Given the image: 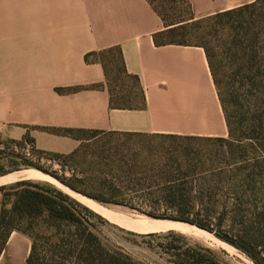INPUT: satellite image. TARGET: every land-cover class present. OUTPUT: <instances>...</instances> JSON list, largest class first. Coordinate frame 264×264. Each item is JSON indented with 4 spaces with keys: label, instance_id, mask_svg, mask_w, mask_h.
<instances>
[{
    "label": "crops",
    "instance_id": "0c3cea01",
    "mask_svg": "<svg viewBox=\"0 0 264 264\" xmlns=\"http://www.w3.org/2000/svg\"><path fill=\"white\" fill-rule=\"evenodd\" d=\"M189 1L204 17L256 0ZM163 29L147 0H0L1 137L29 135L36 149L69 154L80 140L50 129L228 136L204 49L157 46ZM112 48L139 77L144 106L110 107L99 54ZM30 247L26 234L12 231L0 264H27Z\"/></svg>",
    "mask_w": 264,
    "mask_h": 264
},
{
    "label": "trees",
    "instance_id": "16d2710c",
    "mask_svg": "<svg viewBox=\"0 0 264 264\" xmlns=\"http://www.w3.org/2000/svg\"><path fill=\"white\" fill-rule=\"evenodd\" d=\"M147 1L164 24V29L154 35L157 46L173 44L200 46L204 49L229 134L233 135L237 127L252 130L255 126L252 123L257 120L262 123L264 111L258 108L257 99L261 95L264 97V84H261L264 83V0L204 17L194 15L189 0H168L171 4L185 6L184 11L178 14L166 12V0ZM104 52H116L119 71L137 83L145 101L139 77L127 72L121 51L112 48ZM88 58L89 55H86V60ZM100 59L106 70L110 107L138 108L132 106L130 97L115 96L113 89L107 84V64L101 56ZM74 89L60 88L59 91ZM144 105L145 103L142 106ZM50 130L80 140L79 146L71 153L54 154L76 158L85 152V142L89 140L76 133L88 130ZM93 132L96 135L140 134ZM251 132L253 136L259 134L257 128ZM158 135L197 138L177 134ZM24 138L34 143L29 135ZM103 149L100 154L93 156L100 158L98 170L80 175L74 173L69 178H56L65 186L104 206H120L152 218L187 222L214 232L255 264H264V204L260 212L256 207L244 210L245 215L240 223L231 225L228 223L230 215L237 213L236 209L233 212L227 205L219 206L217 201L213 203V195H206V190L202 191V203L196 209L192 197L193 187L190 186L193 183L191 174L164 164L147 168L117 155H109ZM106 167L108 169L105 170ZM5 174L7 172L0 171V175ZM260 177L264 195L263 159ZM0 192L3 194L0 210V254L10 233L17 230L26 234L31 241L27 264H144L116 248L100 233L99 226L112 225L110 220L51 182L23 179L0 186ZM8 197L13 198L10 209L18 218L15 225L14 220L9 219V211L5 207ZM170 248L174 250L171 261L173 264H224L210 248L188 244Z\"/></svg>",
    "mask_w": 264,
    "mask_h": 264
},
{
    "label": "rangeland",
    "instance_id": "374dc122",
    "mask_svg": "<svg viewBox=\"0 0 264 264\" xmlns=\"http://www.w3.org/2000/svg\"><path fill=\"white\" fill-rule=\"evenodd\" d=\"M166 1L164 6L168 8L167 13L178 14L185 9V6L179 3L171 4L168 0ZM100 56L107 64L109 78L107 84L113 89L115 96L130 97L132 106H142L145 101L141 97L137 83L119 71L116 52H104ZM263 100L262 95L257 99V106L261 111H264ZM261 121L262 123L259 120L252 123L255 124L252 130L257 128L259 131V134L255 136L251 135L252 130L246 127H237L233 135L228 133L226 137L190 139L158 134L107 133L96 135L93 131L77 132V135L89 141L85 142L87 145L85 152L76 158L58 156L36 149L34 143L28 138L12 140L2 138L0 135V171L9 174L28 168L39 170L37 168L39 167L48 173L39 171L64 185L56 177L69 178L74 173L80 175L83 172L91 173L98 170L97 163L100 158L93 156L100 154L99 152L105 148L109 155L114 157L117 155L119 158H125L129 162H136L147 168L164 164L191 174L193 183L190 186L193 187L192 197L196 209L200 208L202 191L206 190V195L210 196V193L213 195V203L217 201L219 206L227 205L233 212L236 209L237 213H231L228 223L238 225L245 215L244 210L256 207L260 212L264 204L260 182V165L264 157V117ZM34 181L48 180L34 179ZM49 182L61 189L58 184ZM12 201L13 198L8 197L5 200V207L9 211V219L14 220L15 225L18 223V218L11 213ZM105 207L128 214V216L132 215V217L145 216L120 206ZM212 221L215 222V220ZM110 222L112 225L99 226L100 233L116 248L144 264H173L171 261L174 250L170 247L181 244L210 248L224 264H255L235 247L234 249L226 247L224 240L204 228L198 227L205 230L207 236L199 239V236L196 238L177 231L147 235L148 233H138Z\"/></svg>",
    "mask_w": 264,
    "mask_h": 264
},
{
    "label": "bare ground",
    "instance_id": "6f19581e",
    "mask_svg": "<svg viewBox=\"0 0 264 264\" xmlns=\"http://www.w3.org/2000/svg\"><path fill=\"white\" fill-rule=\"evenodd\" d=\"M20 178L28 179V180L42 179V180L52 181L58 184L59 187H61V189L64 190L66 193H68L75 199L79 200L83 204L87 205L88 207L98 212L99 214L103 215L108 220L114 223H117L127 229L138 232V233L147 234V233H162V232H168V231H177L182 234L193 235L196 238L197 236H199V239L200 237L207 236V232L205 230H202L187 222H180V221L171 220V219H151L146 216L132 217V215L128 216L119 211H114L94 201L93 199H90L88 197H85L79 193L72 191L65 185L58 183L53 178L33 168L23 169V170L15 171V172L0 176V186L10 184L12 182L17 181ZM223 243L226 245V247H230L234 249L233 246L225 242Z\"/></svg>",
    "mask_w": 264,
    "mask_h": 264
},
{
    "label": "water",
    "instance_id": "95a60500",
    "mask_svg": "<svg viewBox=\"0 0 264 264\" xmlns=\"http://www.w3.org/2000/svg\"><path fill=\"white\" fill-rule=\"evenodd\" d=\"M19 180H23V178H20V179H18L17 181H19ZM67 187V186H66ZM69 188V187H68ZM69 189H71V188H69ZM72 190V189H71ZM72 191H74V190H72ZM74 192H76V191H74ZM76 193H78V192H76ZM68 194V193H67ZM86 197V196H85ZM91 199V198H90ZM79 201V200H78ZM125 214V213H124ZM125 215H128V214H125ZM146 216V215H145ZM146 217H148V218H151V219H161V218H152V217H149V216H146ZM176 221H178V220H176ZM180 222H182V221H180Z\"/></svg>",
    "mask_w": 264,
    "mask_h": 264
}]
</instances>
